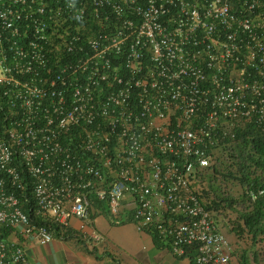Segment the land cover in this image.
<instances>
[{"label": "built area", "instance_id": "built-area-1", "mask_svg": "<svg viewBox=\"0 0 264 264\" xmlns=\"http://www.w3.org/2000/svg\"><path fill=\"white\" fill-rule=\"evenodd\" d=\"M248 125L264 129V0H0V264H30L5 230L46 244L100 205L235 264L207 177Z\"/></svg>", "mask_w": 264, "mask_h": 264}, {"label": "crops", "instance_id": "crops-1", "mask_svg": "<svg viewBox=\"0 0 264 264\" xmlns=\"http://www.w3.org/2000/svg\"><path fill=\"white\" fill-rule=\"evenodd\" d=\"M236 187H231L234 211L230 224L226 223V213H222L225 219L218 215L226 223L223 231L232 260L235 264H264V218L255 231H248L242 215L252 210V204L246 202L241 188L235 191ZM95 234L102 235L103 239L95 241ZM7 239L24 245L30 264H193L191 258L174 255L170 248L141 231L126 210L120 216H113L106 209H98L88 222L74 217L65 236L56 232L46 244L33 237L26 238L18 230L10 231Z\"/></svg>", "mask_w": 264, "mask_h": 264}, {"label": "trees", "instance_id": "trees-1", "mask_svg": "<svg viewBox=\"0 0 264 264\" xmlns=\"http://www.w3.org/2000/svg\"><path fill=\"white\" fill-rule=\"evenodd\" d=\"M220 165L222 167L225 165V169L229 174L228 177L239 179L242 185L247 187V192L250 190L256 192L258 188H264V129L249 125L246 129L239 130L234 153L224 155ZM245 194L252 204V210H246L242 218L249 229L248 231H255L258 228L257 224L264 218V194L257 196L254 201L251 200L250 194L246 192ZM222 204L219 199H216L208 207L213 208L217 213L221 210ZM100 207L103 210L106 209L103 205H100ZM127 215H130V213H127ZM55 228L58 230L56 226ZM8 233L7 230L4 231L6 237ZM192 263L194 264L193 259Z\"/></svg>", "mask_w": 264, "mask_h": 264}, {"label": "clouds", "instance_id": "clouds-1", "mask_svg": "<svg viewBox=\"0 0 264 264\" xmlns=\"http://www.w3.org/2000/svg\"><path fill=\"white\" fill-rule=\"evenodd\" d=\"M249 126V125H248ZM247 126V127H248ZM244 129H246V127L244 128ZM244 129H242V130H244ZM237 140V139H236ZM236 143V142H235ZM228 173H227V171L225 172H220L219 170H217L216 171V174H214L213 172H211L209 175H208V177H207V181H208V184H209V187H210V189H211V191H212V193L213 194H215V197H216V199H219L222 203H224L227 207H228V212L227 211H225L227 214H228V216H227V221H226V223H227V225H229L230 224V219H231V215H232V212L234 211V209L232 210L231 209V200L233 201L234 200V198L233 199H231V197H230V194H231V187L232 186H237V185H240V188L242 189V192L245 194V192L246 193H248V194H250L249 192L250 191H252V190H250V191H246V186H243L242 185V183L239 181V179H237V178H230V177H228ZM209 179H216V181H217V183H218V185H219V187H218V189L217 190H213L212 189V187H211V185H210V182H209ZM258 190V189H257ZM235 191H239V189L236 187V190ZM253 192V191H252ZM257 192V191H256ZM253 193H255V192H253ZM264 194V193H263ZM260 195H262V194H258V196H260ZM245 200H246V202H248V203H251V202H249L248 201V199H247V195L245 194ZM250 197H251V195H250ZM251 200H252V197H251ZM252 201H254V200H252ZM230 204V205H229ZM215 215L217 216V218H219L218 217V215H222L223 216V218L225 219V217H224V215L222 214V212H217V213H215ZM233 228V227H232ZM150 234V233H149ZM151 235V234H150ZM153 237V236H152ZM154 238V237H153ZM155 239V238H154ZM155 241L157 242V240L155 239ZM157 243H159V242H157ZM160 244V243H159ZM162 245V244H161ZM163 246V245H162ZM179 257V256H178Z\"/></svg>", "mask_w": 264, "mask_h": 264}, {"label": "rangeland", "instance_id": "rangeland-1", "mask_svg": "<svg viewBox=\"0 0 264 264\" xmlns=\"http://www.w3.org/2000/svg\"><path fill=\"white\" fill-rule=\"evenodd\" d=\"M219 171H220V172H222V171H226V169H225V165H224V167H222L221 165H219ZM209 182H210V185H211V187H212V189H213L214 191L218 189L219 185H218L216 179H209ZM237 187L240 188V185H237Z\"/></svg>", "mask_w": 264, "mask_h": 264}]
</instances>
